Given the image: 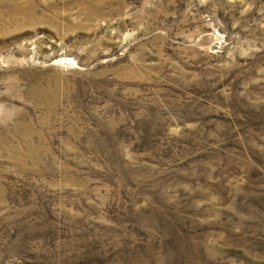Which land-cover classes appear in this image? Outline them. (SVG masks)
<instances>
[{"label": "rangeland", "instance_id": "obj_1", "mask_svg": "<svg viewBox=\"0 0 264 264\" xmlns=\"http://www.w3.org/2000/svg\"><path fill=\"white\" fill-rule=\"evenodd\" d=\"M0 264H264V0H0Z\"/></svg>", "mask_w": 264, "mask_h": 264}]
</instances>
